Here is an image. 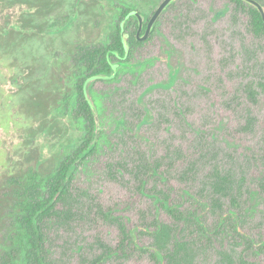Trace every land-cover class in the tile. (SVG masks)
<instances>
[{
  "label": "rangeland",
  "instance_id": "1",
  "mask_svg": "<svg viewBox=\"0 0 264 264\" xmlns=\"http://www.w3.org/2000/svg\"><path fill=\"white\" fill-rule=\"evenodd\" d=\"M160 1L63 0L47 16L62 27L38 37L19 30L32 8L0 0V183L72 153L86 129H98L57 204L73 214L43 222L51 264H94L97 239L116 253L97 264H168L152 256L155 222L175 225V239L194 251L189 264H220L219 252L264 264V35L250 30V4L171 1L150 35L126 39L131 67L90 84L97 125L68 102L77 85L70 53L109 43L121 9L150 16ZM156 160L151 174L139 171ZM215 167L232 176L238 210L229 198L221 210L211 205ZM163 203L187 221L175 222ZM116 221L131 234L121 250Z\"/></svg>",
  "mask_w": 264,
  "mask_h": 264
},
{
  "label": "trees",
  "instance_id": "2",
  "mask_svg": "<svg viewBox=\"0 0 264 264\" xmlns=\"http://www.w3.org/2000/svg\"><path fill=\"white\" fill-rule=\"evenodd\" d=\"M26 3L33 11L21 13V31H30V35L42 37L44 32L52 30L54 27L61 26V21L47 18L63 0H12V2ZM242 3V0H235ZM264 7V0H258ZM100 5V0H87L88 7ZM252 6V5H251ZM120 12L125 15L128 9ZM250 30L255 36L264 35V20L258 9L252 6L249 9ZM46 18V19H44ZM68 21V20H67ZM60 23V24H59ZM60 27V28H61ZM115 47L121 53L124 51L123 43L119 34V26L112 35V40L105 47ZM103 51L102 59H97L99 51L95 47H89L82 51L76 59L77 66L86 64L92 73L105 74L111 73V66ZM98 61L97 67L95 62ZM76 66V67H77ZM78 84L82 92V82ZM247 93L252 102H256V90L248 85ZM32 102V101H31ZM32 108L35 104L32 102ZM31 108V109H32ZM33 110V109H32ZM80 114L87 121V124H96L93 119L88 103L81 109ZM89 126V125H88ZM59 131V129H56ZM52 131V130H50ZM98 129H86L82 137L77 140L76 146L66 155H59L54 159H48L46 163H40L36 168L30 170H16L13 174L4 175L0 183V264H51L47 250L45 249V233L43 222L53 216L61 218V213L65 217L73 214L72 208L68 207L61 212L57 209V204L65 203L70 189L72 172L76 162L93 153L95 150L96 133ZM94 138V139H93ZM148 164V163H147ZM144 164L139 171L142 174H151L154 168L160 166L159 161H154L148 165ZM211 190L215 197L212 198L211 205L216 210L223 209V198H229L237 210L239 204L235 202L233 196L234 183L232 176L223 174L219 168L215 167L211 174ZM264 186V176L261 180ZM162 194V192L160 191ZM163 207L172 215L175 222L187 221L188 216L178 210L174 205L162 204ZM227 213L222 214L221 219H225ZM117 222V221H116ZM121 240L118 249H122L131 239L130 232L121 222H117ZM152 247L155 259L158 256L164 258L168 264H189L194 251L189 249L186 242L176 240V228L174 224L154 223ZM101 253L97 255L94 264H97L105 256L116 254L110 246L97 239ZM220 264H259L249 262L241 255L232 256L228 252H219Z\"/></svg>",
  "mask_w": 264,
  "mask_h": 264
},
{
  "label": "flooded vegetation",
  "instance_id": "3",
  "mask_svg": "<svg viewBox=\"0 0 264 264\" xmlns=\"http://www.w3.org/2000/svg\"><path fill=\"white\" fill-rule=\"evenodd\" d=\"M156 9V8H155ZM155 9H154V11H155ZM124 9H121V11H123ZM120 11V12H121ZM133 11H137V12H139L140 14H142L143 16H144V20H143V25H142V28H141V31L139 32V35H138V27H139V21H138V18L134 15V14H131V15H129V16H127L129 13H132ZM154 11L152 12V14L154 13ZM152 14L150 15V16H148V15H144L143 14V12H140V11H138V10H136L135 8H128V11H127V13L125 14V15H121L120 13H119V17H120V23H119V34H120V37H121V31H122V29H121V24H122V19L124 18V17H126L127 16V18L125 19V21H124V23H123V29H124V33L125 34H127V37H126V39H128L129 40V38H130V35L131 34H133L134 32H135V39L137 40V41H139L140 39L138 38V37H141L144 33H145V31H146V28H147V24H148V22H149V19H150V17L152 16ZM131 17H134V20L137 22V23H135V25L133 24V25H131L130 26V28H129V33L128 32H126L125 31V28L128 26V24H129V21H130V18ZM154 25H155V22L153 23V25L151 26V28H150V32H149V35L152 33V30L154 29ZM117 28V27H116ZM116 30V29H115ZM111 40H112V34H111V36H110V40H109V43L111 42ZM122 41V40H121ZM108 44V43H107ZM107 44H105V43H102V45H97V46H92V45H90V46H88V48L89 47H95L98 51H99V54H98V57H97V59L99 60V62L101 63V59H102V55H103V51H104V49H106V53H105V55H106V57H107V60H108V62L110 63V66H111V73H112V64L113 63H115V62H121V63H123V66L122 67H120V69L121 68H123V67H131V66H129V65H132V62H130L129 61V50H128V53H127V55L125 54V50L121 53L119 50H117V49H115V47L113 46V47H105ZM123 47H124V45H123ZM87 48V46L86 45H79V46H77L76 47V50L75 51H73V53L71 54L70 53V61H71V59L73 58H75V62H76V59H77V57L79 56V54H81V52L82 51H85V49ZM167 50V49H166ZM166 52H169V50H167ZM72 59V60H73ZM74 64V63H73ZM97 64H98V61H96L95 62V66L97 67ZM74 66V65H73ZM77 66V65H76ZM74 66L75 67V69H74V76H75V78L77 79V85L75 86V96H73L71 99L73 100V101H68L71 105L72 104H75L76 106H77V108H76V111H81V109H83V107H85L86 106V102L88 103V105H89V108L91 109V113H92V116H93V119L95 120V122H96V119H95V117H94V113H93V111H92V107H93V104H94V106L97 108V106H96V104L94 103L95 102V100H94V96L92 97L91 96V90L89 89V86H90V84L93 82V80H100V79H103V78H91L89 81H88V83H87V85H86V90L87 91H89L90 92V97H88L87 95H86V93H85V88H84V85H85V82L87 81V79L88 78H90V77H93L94 75H97V73H92V69L91 70H89L88 69V67H87V65L86 64H82V65H79V66ZM110 73V74H111ZM118 73V72H117ZM110 74H108V75H110ZM117 75V74H116ZM116 75H115V77H116ZM114 77V78H115ZM84 78V81L82 82V92H80V90H79V88H78V84L81 82V80ZM112 78H106V80H111ZM96 125H97V122H96Z\"/></svg>",
  "mask_w": 264,
  "mask_h": 264
},
{
  "label": "water",
  "instance_id": "4",
  "mask_svg": "<svg viewBox=\"0 0 264 264\" xmlns=\"http://www.w3.org/2000/svg\"><path fill=\"white\" fill-rule=\"evenodd\" d=\"M171 1H173V0H161L159 2V4L157 5L154 13L152 14V16L149 19V22L147 24V28H146L145 33L141 37H138L139 39H141V40L145 39L149 35L151 26L153 25V23L156 21V19L159 17V15L162 13V11L166 8V6ZM242 1L252 5L254 7H256L258 9V11L260 12L263 20H264V7L258 0H242ZM131 14H134L138 18V21H139L138 35H139V32L141 31V28H142V25H143L144 16L142 14H140L139 12H137V11H133L132 13H129L127 16H129ZM127 16L122 19V24H121V29H122V31H121V40H122V43L124 45V50H125V54L126 55L128 53V46H127V43H126L127 34L124 33L123 23H124L125 19L127 18ZM122 66H123V63L115 62V63L112 64V73L110 75L97 74V75H94L93 77L88 78L87 81L85 82V85H84L86 95H87L86 85H87L88 81L91 78H103V79L114 78L116 73H117V70L120 67H122ZM92 111L94 113V117H95L96 122H97V116H96V112H95L94 106L92 107Z\"/></svg>",
  "mask_w": 264,
  "mask_h": 264
}]
</instances>
